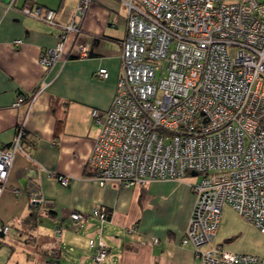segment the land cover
<instances>
[{
    "label": "built area",
    "instance_id": "obj_1",
    "mask_svg": "<svg viewBox=\"0 0 264 264\" xmlns=\"http://www.w3.org/2000/svg\"><path fill=\"white\" fill-rule=\"evenodd\" d=\"M121 1L127 12L122 73L111 107L91 112L98 125L89 158L94 179L102 187L125 188L189 179L195 203L182 245L193 246L204 264H264V256L229 251L216 242L225 205L264 233V0ZM92 2L78 0L66 24L51 8L19 9L61 27L57 45L40 54L43 66H53L66 54L90 55V44L79 37ZM108 75L104 67L97 71L99 78ZM27 136L22 123L10 145L0 142V194L16 154L32 158L23 147ZM59 179L69 184L66 176ZM29 203L46 204L38 187L30 190ZM93 216L102 226L109 221L99 207ZM90 217L73 211L71 226L81 229ZM63 229L59 226L57 233ZM9 233L0 222V246ZM89 245L93 260L105 262L106 242L91 238Z\"/></svg>",
    "mask_w": 264,
    "mask_h": 264
},
{
    "label": "crops",
    "instance_id": "obj_2",
    "mask_svg": "<svg viewBox=\"0 0 264 264\" xmlns=\"http://www.w3.org/2000/svg\"><path fill=\"white\" fill-rule=\"evenodd\" d=\"M18 2L13 7L11 0H0V142L10 145L23 123L28 133L23 147L32 158L16 154L7 188L0 194V222L10 227L0 246V264H20V259L30 258L36 259L33 264H62L64 258L68 264H204L193 246L181 243L195 203L189 179L156 180L145 187H102L89 166L98 134L91 112L111 107L122 73L121 41L127 27L123 2L93 0L79 37L90 44V55L66 54L49 68L41 64L40 54L57 45L61 27L23 14L19 9L27 0L21 6ZM77 2L33 0L29 5L55 8L57 21L66 24ZM17 39L22 40L19 46L14 44ZM103 67L109 72L107 78L97 76ZM35 90L30 103L17 104L20 96ZM58 119H63L59 130ZM64 176L69 178L67 186L59 179ZM33 187L46 199L42 207L29 203ZM96 207L111 212L104 226L93 216ZM73 211L91 215L81 229L71 226ZM43 217L53 222L48 231L40 228ZM59 226L64 228L61 235ZM85 237L106 242L110 253L105 262H95L93 250L71 254L81 250ZM227 237L217 243L236 238ZM23 243L26 252H18Z\"/></svg>",
    "mask_w": 264,
    "mask_h": 264
},
{
    "label": "rangeland",
    "instance_id": "obj_3",
    "mask_svg": "<svg viewBox=\"0 0 264 264\" xmlns=\"http://www.w3.org/2000/svg\"><path fill=\"white\" fill-rule=\"evenodd\" d=\"M23 2L24 0H19L17 6H21ZM195 177L198 178L200 176ZM187 178H189V176ZM41 222L42 223L40 224V228L43 230L48 231L47 227H52L53 222L49 218L45 219L43 217L41 219ZM227 235L228 239H232L233 236H236V238L227 243H223V241L221 242L226 250L256 255L264 253V233L259 228H257L251 221L238 214L229 206H225L223 210L218 235L216 237V242H219L220 240L224 239L223 237ZM58 238L59 237H57V239ZM94 239L97 240V238L95 237ZM83 242L84 244L80 247L81 250L77 248L75 251H71V254L77 255L76 253H80L81 251L90 254L93 249L89 246V237H85ZM25 245H27V243H23L21 247L17 246V251L23 253L26 252L23 249ZM46 259L51 260V257L48 256ZM19 261L20 264H33V262H36V259H20ZM62 264H68V259H62Z\"/></svg>",
    "mask_w": 264,
    "mask_h": 264
},
{
    "label": "trees",
    "instance_id": "obj_4",
    "mask_svg": "<svg viewBox=\"0 0 264 264\" xmlns=\"http://www.w3.org/2000/svg\"><path fill=\"white\" fill-rule=\"evenodd\" d=\"M32 1H33V0H27V3H26V4L29 5V4H31ZM37 92H38V90H35L31 95H29V94H28V95H24V94H23V96H27L26 99H25V102H26V103L29 102V100H31L32 97H33L34 95H36ZM62 122H63V119H58V130L60 129ZM35 208H36V207H35ZM106 211L108 212V220H109L110 217H111V212H110V210H106ZM48 213L51 215V214L53 213V211L49 210ZM33 214H34V213L31 212L30 217H32Z\"/></svg>",
    "mask_w": 264,
    "mask_h": 264
},
{
    "label": "water",
    "instance_id": "obj_5",
    "mask_svg": "<svg viewBox=\"0 0 264 264\" xmlns=\"http://www.w3.org/2000/svg\"><path fill=\"white\" fill-rule=\"evenodd\" d=\"M192 174H193V175H195L196 173H195V172H193Z\"/></svg>",
    "mask_w": 264,
    "mask_h": 264
}]
</instances>
